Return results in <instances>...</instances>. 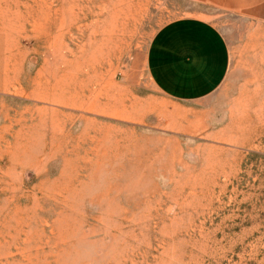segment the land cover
<instances>
[{
    "label": "rangeland",
    "instance_id": "374dc122",
    "mask_svg": "<svg viewBox=\"0 0 264 264\" xmlns=\"http://www.w3.org/2000/svg\"><path fill=\"white\" fill-rule=\"evenodd\" d=\"M264 10L0 0V264H264ZM202 16L228 75L172 99L149 45Z\"/></svg>",
    "mask_w": 264,
    "mask_h": 264
},
{
    "label": "crops",
    "instance_id": "0c3cea01",
    "mask_svg": "<svg viewBox=\"0 0 264 264\" xmlns=\"http://www.w3.org/2000/svg\"><path fill=\"white\" fill-rule=\"evenodd\" d=\"M188 1L228 10H264V0ZM230 64L224 34L202 16L179 17L164 24L152 38L147 54V69L156 87L181 101L202 99L213 93L226 79Z\"/></svg>",
    "mask_w": 264,
    "mask_h": 264
}]
</instances>
